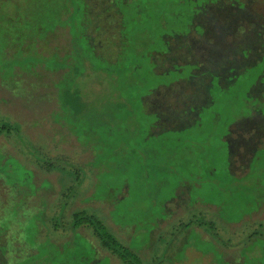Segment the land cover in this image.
Returning <instances> with one entry per match:
<instances>
[{
	"label": "rangeland",
	"instance_id": "1",
	"mask_svg": "<svg viewBox=\"0 0 264 264\" xmlns=\"http://www.w3.org/2000/svg\"><path fill=\"white\" fill-rule=\"evenodd\" d=\"M179 1L0 0V264H264V0Z\"/></svg>",
	"mask_w": 264,
	"mask_h": 264
},
{
	"label": "trees",
	"instance_id": "2",
	"mask_svg": "<svg viewBox=\"0 0 264 264\" xmlns=\"http://www.w3.org/2000/svg\"><path fill=\"white\" fill-rule=\"evenodd\" d=\"M214 1H217V0H182V1H179L178 6H177L178 13L173 14V17L171 20H172V23H174L173 28L182 29V31H180L181 33L175 32L172 35H170V34L161 32L159 34V33H156L158 31L156 27L155 28L156 31L149 33V39H148L149 44L151 45L152 43H157V48L151 50L150 53L148 54L149 60H151V57L153 54L161 55L168 50V45H169L168 38L173 37V36L183 35V34L185 35L189 30V25L193 24L195 15L199 13L201 9L204 8V4L206 2L211 3ZM117 2L118 0H113V4L116 7L117 17L119 18L120 16L119 8L116 6ZM162 22H163V25H168V28L170 27L168 21H162ZM117 26H118V21H117ZM193 27L194 29H196V27L198 26L194 25ZM133 37L134 35L132 33L129 34V38L125 37L124 34H122L124 45L126 44V40H130ZM120 41H121V38L119 36L115 42V49L118 47V44ZM159 44L160 45L164 44V47L160 49ZM263 71H264V66H263ZM255 112H258V110H255ZM70 222H71L70 227L72 228V231H75V234L80 233L79 231L77 232L79 228L89 229L91 234L95 237L96 241H98V244L103 249L108 251L111 255H114L115 257H117L121 263L140 264L138 256L132 253L129 249H127L126 246H124L122 243L116 240L111 234H109L106 231L104 225L94 216L87 214L84 211H77V212L71 213ZM206 225L208 224L206 223ZM211 234L213 235L215 233L211 231ZM93 259L95 260L93 261L92 264H95L98 261V257L95 255V258Z\"/></svg>",
	"mask_w": 264,
	"mask_h": 264
}]
</instances>
